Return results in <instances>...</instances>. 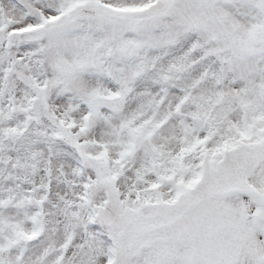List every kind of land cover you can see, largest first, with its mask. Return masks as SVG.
I'll return each instance as SVG.
<instances>
[{
    "label": "snow or ice",
    "instance_id": "obj_1",
    "mask_svg": "<svg viewBox=\"0 0 264 264\" xmlns=\"http://www.w3.org/2000/svg\"><path fill=\"white\" fill-rule=\"evenodd\" d=\"M0 264H264V0H0Z\"/></svg>",
    "mask_w": 264,
    "mask_h": 264
}]
</instances>
